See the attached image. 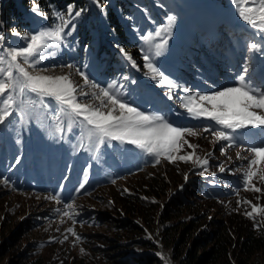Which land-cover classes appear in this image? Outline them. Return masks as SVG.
<instances>
[{
    "label": "rangeland",
    "instance_id": "374dc122",
    "mask_svg": "<svg viewBox=\"0 0 264 264\" xmlns=\"http://www.w3.org/2000/svg\"><path fill=\"white\" fill-rule=\"evenodd\" d=\"M101 3L102 11L93 0L68 3L85 11L74 21L76 27L66 39L67 46L50 50L54 51V55L45 59L39 68L48 69L46 74L49 75L71 73V78L78 84H82V78L76 69H82L91 81L100 86L115 85V90L127 101L146 113L160 112L167 115L174 124H186L199 129L208 122L191 119L180 108L179 97L185 93L181 89H173V99L169 100L165 95L168 90L147 75L146 70L132 68L118 47L122 46L142 67V55L147 52L154 56V45L162 41V38H157L154 34L167 26V17L171 15L175 17V23L167 37V45L161 55L154 56L157 67L166 76L193 92L208 93L219 86L234 83L235 75L240 72L247 58L253 82L264 85V56L248 49L250 43L264 41L239 18L231 0H101ZM33 7L25 10V13L29 12V21L22 23L20 27L14 24L13 28H7L1 19L3 15L0 14V34L5 36L0 48L22 47L24 33L53 24L54 10L48 13L38 7L44 13L42 17L33 13ZM61 11H66V8ZM14 31L21 35H14ZM149 34L153 36L151 45L141 39ZM66 64H73L75 68L62 67ZM124 77L128 79L125 80ZM85 90L93 91L91 88ZM85 102H89L87 98ZM55 107L53 104L52 108ZM25 108L30 114L27 122L21 121L19 115L14 113L10 118L12 123L0 125V177L10 181L7 185L0 182V217H4L7 224L13 225L15 231L22 226L26 230L22 235L23 242L28 240L34 243L35 248L51 255L53 264H60L65 258L70 260L73 256L87 254L90 234L108 233V224L102 222L98 215L108 209L112 211L114 206H109L111 200L100 194L111 187L125 190L127 186L126 190L132 189L127 184V178L137 176L156 162L132 146L117 142L102 148V156L97 159L94 150L89 152L78 147L81 143L88 144V141L86 137L77 134L76 124H73L72 131L66 130L61 136L55 131L51 108L41 107L39 104L30 105L27 98ZM63 122L67 129L66 117ZM187 139L190 143L199 145L195 150L198 156L209 159L208 172L201 176L198 174L201 169L191 162H176L189 168L184 173L186 180L177 187H170L162 198H154L160 204L158 215L169 199L188 182L195 184L203 197L194 199V204L199 205V214L211 210L208 218L221 220L227 218L228 212L245 215V211H251L250 204L242 203L238 206V200H248L252 204L264 206V182L257 178L253 180L262 189L261 193L244 191L240 186L241 174L247 161L236 158V152L241 150L239 147L229 149L227 155L222 156L221 145L211 143L212 137L208 133ZM88 146L91 147V144ZM191 151L185 146L181 154ZM229 156L231 160L228 159ZM169 164L170 162L161 158L158 165L166 167ZM221 164L226 168L223 173L218 169ZM211 173L216 175L212 176ZM220 175L224 177L216 178ZM174 178L178 176L175 175ZM207 178L208 181L204 180ZM81 184L84 185L83 188H80ZM237 191L239 195L236 194ZM108 193V196L112 195L111 192ZM53 194L59 195L61 203L46 199ZM204 197L214 199L208 205ZM66 203L74 205L72 211L77 213L75 224L63 216ZM196 215L195 212H185L180 220H204V217ZM245 218L252 221L254 226L259 224V227H254L259 232L264 231V214H256L255 221ZM179 222L177 218L164 223L157 219L151 227L143 225L145 232L132 237L143 239L146 243L134 244L132 249L139 253H159L158 256L162 258L160 264H183L189 250L193 248V239L181 238L180 229L183 226ZM176 224L180 227L177 226L174 230V239L165 245L163 229L166 226L173 228ZM69 227L74 228L81 237L80 240L77 241L67 232ZM197 252L201 255L204 248ZM13 253L14 250L10 249L2 257L1 264H7L14 257ZM250 264H264V250L256 252Z\"/></svg>",
    "mask_w": 264,
    "mask_h": 264
},
{
    "label": "snow or ice",
    "instance_id": "6c2138e0",
    "mask_svg": "<svg viewBox=\"0 0 264 264\" xmlns=\"http://www.w3.org/2000/svg\"><path fill=\"white\" fill-rule=\"evenodd\" d=\"M93 2L96 7L103 10L101 0ZM231 3L235 6L239 18L254 29L255 34L264 41V0H231ZM32 11L38 16H44L38 7H33ZM83 11L85 9H77L74 4H68L66 11L54 10L52 12L54 22L51 26L23 34L24 46L0 48V125L12 123L10 118L14 113L19 115L21 121L27 122L30 115L25 108L27 98L30 105L39 104L41 107L51 108L55 131L61 136L66 130L72 131L73 124H76L77 134L86 137L88 141V144L81 143L78 147L89 152L94 150L97 159L102 156V148L117 142L132 146L133 149L152 157L157 164L161 158L170 163L191 162L201 169L198 173L201 176L208 172L209 159L198 156L195 150L199 145L190 143L187 138L208 133L212 137L211 143L221 145L222 156H226L228 150L233 147L241 149L236 152V158L246 160L247 166L241 174L240 186L244 191L261 193L262 189L257 187L253 180L257 178L264 182V85L253 82L249 75L247 58L240 72L235 75L234 83L202 93L193 92L170 79L154 62V56L161 55L167 45V37L170 36L175 23L174 16L169 15L167 26L155 32V37L162 38V41L154 45V56L144 52L142 67L118 45L132 68L138 71L146 70L147 75L168 90L165 95L169 100L173 99V89H181L185 93L179 97L180 108L189 118L208 122L199 129L174 124L163 113H146L134 106L115 90V85L100 86L91 81L82 69H76L82 78V84H78L71 78V73L49 75L46 74L48 69L38 67L45 59L54 55V51L50 50L67 46L66 39L72 35L76 27L74 21L81 17ZM13 34L21 35L15 31ZM141 39L151 45L153 36L144 35ZM4 41L5 36L0 34V45ZM248 49L254 54L264 56V43L254 41L249 44ZM62 67L75 68L73 64ZM85 88H91L93 91H86ZM86 98L89 102H85ZM45 101L48 103L45 104ZM53 104L56 105L55 108H52ZM64 117L67 118V129L64 126ZM251 136L261 139L255 143L251 141L245 143L244 138ZM185 146L192 151L181 154ZM228 159L231 160V157ZM218 169L221 173L226 171L223 164L219 165ZM211 175L215 176L216 173ZM0 182L6 185L10 183L9 179L4 177H0ZM83 187L81 184L80 188ZM236 194L239 195V192ZM46 199L61 203L58 194L49 195ZM242 203L251 205V211H245L244 214L254 221L256 214H264V206L252 204L248 200L237 201L238 206ZM64 208L63 216L75 224L77 213L72 211L74 205L66 203ZM256 226L259 227V224ZM67 232L77 241L81 239L73 227L67 228Z\"/></svg>",
    "mask_w": 264,
    "mask_h": 264
},
{
    "label": "trees",
    "instance_id": "16d2710c",
    "mask_svg": "<svg viewBox=\"0 0 264 264\" xmlns=\"http://www.w3.org/2000/svg\"><path fill=\"white\" fill-rule=\"evenodd\" d=\"M78 1L0 0V14L3 15L1 19L7 28H13L14 24L20 27L22 23L29 21V12L25 13L27 8L37 6L49 13L55 9L63 10L68 3ZM188 169L179 163H170L166 167L154 163L137 176L127 178V184L132 189L126 190L127 186L126 191L115 187L105 189L100 195L110 199L111 203L108 204L113 205L114 209L110 207L112 211L108 209L101 212L98 218L108 224L109 234H90L87 254L73 256L70 260L65 258L60 264H160L162 258L158 255L139 253L132 249L134 244L146 243L143 239H134L132 235L145 232L143 225L151 227L157 219L164 223L176 218L183 226L180 229L181 238L193 239V248L189 250L183 264H250L252 256L264 250V231L259 232L254 228L256 226L253 222L245 218L247 216L238 212H228L227 218L221 220L208 218L211 210L203 212L204 216L200 215L199 205L194 204V199L203 197L195 184L188 182V186L178 190L158 215L160 204L154 198H162L170 187L183 183L186 180L184 173ZM175 175L178 178L175 179ZM108 192L112 195L108 196ZM205 199L209 205L214 198L204 197ZM185 212H195L196 217H204V220H180ZM6 221L4 217H0V264L2 257L10 249L14 250V257L7 264H53L50 254L35 248L34 243L28 240L23 242L22 235L26 230L22 226L15 231L14 226ZM179 224L163 229L165 245L174 239V230L177 226L180 227ZM200 248H204L201 255L197 252Z\"/></svg>",
    "mask_w": 264,
    "mask_h": 264
}]
</instances>
